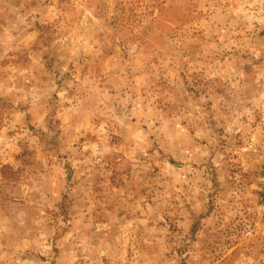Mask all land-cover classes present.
Wrapping results in <instances>:
<instances>
[{"label":"rangeland","instance_id":"rangeland-1","mask_svg":"<svg viewBox=\"0 0 264 264\" xmlns=\"http://www.w3.org/2000/svg\"><path fill=\"white\" fill-rule=\"evenodd\" d=\"M0 264H264V0H0Z\"/></svg>","mask_w":264,"mask_h":264}]
</instances>
